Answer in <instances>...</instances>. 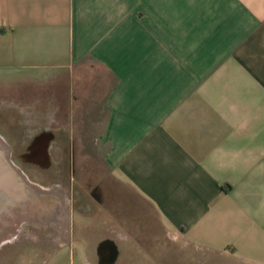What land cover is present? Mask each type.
I'll use <instances>...</instances> for the list:
<instances>
[{
    "label": "crops",
    "instance_id": "crops-1",
    "mask_svg": "<svg viewBox=\"0 0 264 264\" xmlns=\"http://www.w3.org/2000/svg\"><path fill=\"white\" fill-rule=\"evenodd\" d=\"M2 76L97 146V264H264V0H0Z\"/></svg>",
    "mask_w": 264,
    "mask_h": 264
},
{
    "label": "rangeland",
    "instance_id": "rangeland-1",
    "mask_svg": "<svg viewBox=\"0 0 264 264\" xmlns=\"http://www.w3.org/2000/svg\"><path fill=\"white\" fill-rule=\"evenodd\" d=\"M38 95L42 96L44 92H36L34 90V85H31L30 82L26 83L19 81L18 77L15 76L0 77V139L2 141V137L6 142H10L12 139L15 140L16 137V135H14L16 125L13 123L15 116L14 111L12 108L8 109L5 106L10 107V103L13 102L17 104L21 101L30 104V99ZM23 107L25 108V106ZM26 107L29 106L27 105ZM38 110L39 109H26L25 112L27 113L25 116L28 118H23L21 120H27L29 123L38 120L41 116ZM91 118H86L87 125H90ZM92 135L93 132L91 133V136ZM0 147L2 151L5 152L2 144H0ZM71 149L77 154V160H80L76 162L79 176L78 181L82 183L85 191L84 193L81 192L83 195L80 196L79 201L90 208L84 215L76 214L77 212L73 210L68 213L69 219H76V230L82 235L81 243L78 242V244L82 245V249H80L78 255L74 257L64 252L63 249H65V247L61 246L66 242L64 239L61 241L59 240L60 235L64 234V231H57V227L37 226L34 219L35 216L32 215V206H27L21 201L15 200L12 203L10 202V204L6 202L7 204L0 209V264L97 263V237L105 230L103 226L97 222V202H95L96 199L92 193L97 183V176L101 173V163H99L100 157L97 155V146H94L89 140H85V144H83L82 140L78 141L75 137L74 145ZM34 182L40 186L47 187L45 184L38 181L33 180V183ZM64 206L63 208H66L65 203ZM66 210L68 211V205L65 211ZM29 223H32V225ZM61 227L63 228L64 225ZM161 229L159 226V233H162ZM73 232H75V230ZM151 232V230L146 232L147 237L150 238L153 235ZM52 234H54L53 238L48 236ZM4 239H9V241H4ZM70 243L73 245L77 244L75 242H69V244Z\"/></svg>",
    "mask_w": 264,
    "mask_h": 264
},
{
    "label": "flooded vegetation",
    "instance_id": "flooded-vegetation-1",
    "mask_svg": "<svg viewBox=\"0 0 264 264\" xmlns=\"http://www.w3.org/2000/svg\"><path fill=\"white\" fill-rule=\"evenodd\" d=\"M10 104V107H5L8 109L12 108L14 111L15 116L13 123L16 125V130L14 132L16 137L15 140L12 139L10 142H6L2 137V146H4L5 149L4 155L7 157L6 159L18 169L19 173L25 177L26 182H28L25 184V187L29 188V191L25 188L26 193L38 199L50 200L52 197L54 200L61 199L64 201L66 208L68 205V211H65L66 208H63L54 222H51L46 227H57V231H64V234L59 237L60 241L64 239L66 242L61 246L65 247L63 251L67 252L72 257L77 256L80 249H82V245L78 244V242L81 243L82 235L76 230V219H69L68 213L73 210L77 212L76 214L84 215L90 208L79 201L80 196L83 195L81 192L84 193L85 191L82 183L78 181L79 176L76 162L80 160H77V154L71 149L74 144L69 138V131L62 127H56V124L53 127L48 121L49 115L43 112L40 113L41 116L36 121L30 123L28 121L26 123L22 122L21 119L28 118L25 116L27 113L25 110L36 109V106L25 107L26 109L23 107L22 110L19 104L13 102ZM33 180L43 183L47 187L40 186L35 182L33 183ZM35 189L40 191L43 189L45 193H38ZM26 193L19 192L18 196H30ZM92 193L94 194V198L97 199V183ZM23 200L24 199L21 198L20 201L24 203ZM29 224L32 225V223ZM36 225L39 226L37 223ZM63 225L64 227L62 228L61 226ZM74 230L75 232H73ZM53 235L54 234L48 236L53 238ZM69 242H75L77 244L73 245L71 243L69 244ZM108 245H110V243L106 241L99 248L100 263L107 262L106 255L108 251L106 246Z\"/></svg>",
    "mask_w": 264,
    "mask_h": 264
},
{
    "label": "bare ground",
    "instance_id": "bare-ground-1",
    "mask_svg": "<svg viewBox=\"0 0 264 264\" xmlns=\"http://www.w3.org/2000/svg\"><path fill=\"white\" fill-rule=\"evenodd\" d=\"M2 140L0 139V144H2ZM5 156V155H4ZM5 158H7L5 156ZM14 167V166H13ZM16 173L18 174V176L20 177V180L22 181V183L24 184V186H26L25 184H27L28 182H26L25 177H23L18 169H16L14 167ZM33 187V186H32ZM27 189V191H29V188L24 187V189ZM36 190V189H35ZM40 190H36L38 193H45V191L43 192V189ZM31 191V190H30ZM25 192V191H24ZM50 192V191H48ZM32 193V192H31ZM51 193V192H50ZM27 195H30L29 193H26ZM54 194V193H53ZM57 196V195H56ZM27 197V198H26ZM46 197V196H45ZM44 197V198H45ZM52 197V194H51ZM21 198H23L24 203L27 204V206H32L31 211H33L32 215L35 216V223H37L38 225L41 226H47L49 225L51 222H54V220L56 219V217L59 215V213L61 212L60 210L63 209L64 203L63 200L58 199V200H54L53 197L52 199H38L35 196H18L17 195V199L18 201L21 200ZM55 198V197H54ZM59 198V197H58ZM20 199V200H19ZM23 203V204H24ZM10 204V203H9ZM4 206V205H3ZM24 206V205H23ZM25 207V206H24ZM31 214V213H30ZM56 214V215H55ZM30 222V221H29ZM14 238V237H13ZM7 239H4V241H6ZM9 241V239L7 240Z\"/></svg>",
    "mask_w": 264,
    "mask_h": 264
},
{
    "label": "water",
    "instance_id": "water-1",
    "mask_svg": "<svg viewBox=\"0 0 264 264\" xmlns=\"http://www.w3.org/2000/svg\"><path fill=\"white\" fill-rule=\"evenodd\" d=\"M24 187L13 165L5 158L0 147V209L3 205L17 200L19 192L25 194Z\"/></svg>",
    "mask_w": 264,
    "mask_h": 264
}]
</instances>
